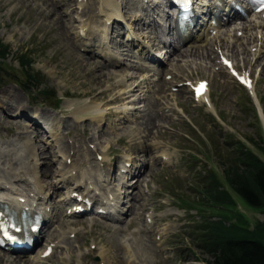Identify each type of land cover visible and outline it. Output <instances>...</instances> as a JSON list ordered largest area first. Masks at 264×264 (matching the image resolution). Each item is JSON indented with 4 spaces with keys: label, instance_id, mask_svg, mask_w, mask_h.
<instances>
[{
    "label": "rangeland",
    "instance_id": "1",
    "mask_svg": "<svg viewBox=\"0 0 264 264\" xmlns=\"http://www.w3.org/2000/svg\"><path fill=\"white\" fill-rule=\"evenodd\" d=\"M81 1L82 0H0V43L10 45L14 53H20L21 51L30 53L35 61V72L44 78V83L47 84L49 90H53L58 98L62 99L61 105L55 109L57 113L51 114V111H53L51 107L53 103H51V101L45 102L44 104L46 105L39 100L37 101L38 103H36V100L34 101L32 96L26 94L21 88L13 83H5L0 88V100L8 104L9 101H5L3 97L5 93H11L19 97V102L17 105L14 104L11 109H7L0 104V124L2 125L0 127V139L10 140L17 137L18 141L16 143L19 144L17 146L19 151L16 154L19 153V155H22L24 158L26 157L27 160H29L27 164H29L33 158V154L30 155L28 148L36 149V147H38L37 150L40 152V157L36 159V162L39 166L37 167L36 163L33 162V168L35 163L39 172L37 176L40 182H42L41 184L47 187L48 190L50 189L49 191L51 193L54 190L53 184L59 182H57L58 179L55 178L54 175L52 177L51 175L44 174V171L47 170L50 164V169L53 171V174H66L63 172V169L68 165L66 163V157H62V155H67L68 152H70L72 156V154L80 150L81 146L82 149L86 148L85 152L81 150L80 153L84 156L83 161L85 162L90 161L91 164L96 162L94 161L95 155L92 153V149H90V147L96 146L97 149H95L98 150V154L114 159L112 165L119 164L125 158H130L133 159L136 167H138L136 169L141 171L140 167L142 163H150L152 177L145 176L144 178L147 182L145 181L142 184L139 182L135 185L136 190L132 189L133 192L129 196L131 200L130 204H136V208H133L134 213L131 217H125L128 218L126 221L116 223L115 221L101 218L95 220L84 218L76 219V223H70L69 220L65 219L61 227V234L58 233L57 238H61L63 235L68 238L70 232L79 231L76 237L77 239L73 242H66L67 249L59 251L58 254H56L53 259L48 260L47 263L203 264L198 263L196 258H210L204 256L187 236V233H190L188 227L192 225V221L198 219V214L196 211H184V209H181L182 202H180V199L188 198L195 202L198 196L194 194L196 187V172H204L203 170L207 168L213 160L219 161L218 156L212 157L211 161L208 157L209 152L205 146L208 144L207 141L210 137L220 142L223 141L224 138L227 139L231 134L234 136L235 140L246 141L248 138L259 140L261 133L264 137V130L262 131V129H264V119L260 122L256 117L254 108L247 101L246 91L240 88L225 74V72L221 74L220 71H217V67H215L214 63H209V59L211 61H216L218 50L213 43L192 42V44H187L185 48L177 50L175 52L176 55H180L181 53L182 55L180 57L176 55L172 56L167 66L171 67L176 74V78L178 76L185 78L192 76L196 79H207L211 82V98L217 117L213 115L208 108L195 104L191 100V93H189L186 88H183L184 91L181 90L177 96L180 107H182L183 110L176 108L174 114H170L166 111L170 116V118L167 119L161 115L162 113L158 111L157 107H154L153 111L159 118L157 117L153 119V121L151 120V125L146 128L145 125L142 124L143 113L141 112L145 107L157 103L160 96H157L156 93L160 94L161 90H159L158 87L162 85V83H159L160 79H153V71L144 68L150 66L134 58L131 55L133 54L131 51H129L130 54H128L127 51H121L128 50V47L126 48V46H124L123 36L117 33L112 37V52H116L115 56L121 59L120 65L113 66L112 69L109 68V66L105 67V69L99 67L95 73L94 71L98 63L96 65V63L89 59L88 55H84V52L77 51L78 48L72 43V40L75 39L80 21L76 18V16H78L75 14L76 11L74 13L75 15H68L67 5H73L75 10V6L77 5L78 7V3H81ZM93 2V5H96L97 8L100 0H95ZM114 2H117L118 11L125 14V18L130 22L136 19L135 15L142 7L141 2L138 3L136 0H114ZM51 8L55 9L57 14L55 15L56 18H60L63 22L70 23L74 26V29H70V32H68L70 35L69 37H71L69 41L65 35L63 36L62 30L55 29L51 26V19L48 16ZM93 8L95 7L93 6ZM102 24L101 22V25ZM238 26L239 24L227 26L226 30H232L231 36H226L223 33L222 38L225 40V43L230 42L238 44L239 48L242 50L237 54L238 61H243V58L249 60L252 53H250L252 50L250 46L251 43L250 45L247 44L246 35L243 36V38L235 36V31L239 28ZM135 28L138 29L139 33H143L145 30H141L137 26H135ZM226 30H222V32ZM245 32L246 30L242 31V33ZM144 35L148 36L149 33L145 32ZM170 40L173 41L171 37ZM118 44H121L122 48H119ZM173 45L175 46L174 41ZM204 45H209L211 48L204 53V55H207L206 58L208 60L204 59L202 56L193 54L194 51L204 47ZM116 48L120 50V54L118 53L119 50ZM244 49L247 50V54H242ZM75 52L80 54L83 58H86L88 62L86 63L85 61V63H83L80 61ZM224 52L231 55V50H224ZM124 53L128 54V56L123 55ZM97 61L101 62L99 59H97ZM258 62L264 66V61L260 59ZM259 63L254 67L253 73L256 80V93L261 100V108L264 113V72L262 71V66H259ZM87 64H89V68L86 67ZM129 64L136 66L135 68L133 67L134 69H131V67L128 69L127 66ZM139 64L143 66L142 70L136 69V67L141 66ZM5 67L7 69L9 68L8 70L10 73H19L20 71L18 64L15 62V57L13 56L6 60ZM79 68H81V70ZM140 70L143 71V74L148 73L147 76L142 78V72ZM109 71L118 72L112 80H109L110 82L107 81L106 83V81H102L101 83V80L98 79L99 73H108ZM124 73H129L133 76V80H128V83L139 81L138 83H142V87L145 86L143 88V93H137L135 91L128 96L125 101L122 99L125 97L120 98L119 101H114L120 96L114 84ZM19 74L20 78H23L24 75L22 73ZM151 77L152 80L145 82V80ZM161 80L163 81V78H161ZM152 81L154 82L150 85ZM97 83L100 84L98 85ZM144 83L145 85H143ZM43 86L44 84H42L39 89ZM167 88L168 85L166 87L164 86V92L163 90L162 92L166 93ZM140 94L144 96L142 100H139ZM137 101H140V105H138ZM86 104H95L99 106L101 117L99 119H91L94 113L89 110L79 113V119H76L73 115L74 111ZM125 104H127L128 107L126 113L117 111V108L120 107L119 109H122ZM1 109L7 113L2 112ZM21 109L27 111L36 109L41 112L43 116L50 118L52 124L60 129L58 141L52 143L53 145H51L50 148H46V140L43 139L41 141L39 138V140L37 139L38 143H36L35 139L37 135L36 133L33 134L30 132L32 130H30L29 124L20 123V125L14 126V124H19V122L14 121L12 123V119H9L7 114H14L15 111ZM143 112L145 115L150 114V110H148V112L147 110ZM158 113L162 117L159 116ZM160 119H166L162 122L165 126L162 125ZM4 120L5 123L3 122ZM159 123H161L160 128H157V124ZM25 125L28 126V129ZM144 130H148V133L150 132V135H154L156 138L151 139L149 137H144L147 135ZM66 131L71 134H65ZM21 132V137L23 139L20 135H15ZM27 134H29V137ZM53 139L51 142H53ZM151 142L157 143L159 146L153 148L152 153L149 154L146 153V148H149ZM3 144L5 146L7 144L8 146L9 142L0 143V146ZM262 145L264 146L263 143ZM248 146L264 160V153H261L249 143ZM39 147L42 149H39ZM73 148L76 149V151L73 150ZM0 150L2 151V148H0ZM58 150H65L66 152L62 151L63 154H61L57 152ZM163 153L169 156L168 163L162 161L161 156ZM13 157L14 155H12V158ZM5 160L12 159H1L0 163L2 164ZM106 161H109V159H106ZM83 169L85 170L86 168L84 167ZM99 170V174L102 178L105 179V177H107L111 179L109 182L113 179H120V173L117 171L113 174L112 168V171H110L107 170L105 166L103 167V165H100ZM0 172V175H3L2 171ZM92 174L94 175L95 172ZM144 178H142V180ZM68 182L69 181H66L64 185ZM119 183L120 180L119 182H115L114 185H119ZM127 183L135 184L131 181ZM69 186L70 184H68L66 188ZM62 191L63 190L59 193L60 196H62ZM142 192L145 193L144 196L140 195ZM137 202H139V204H137ZM241 209L248 215L251 221H264L263 215L259 212H255L243 206ZM146 213H151L154 217V226L148 230L143 227L145 223L143 215ZM58 215L60 222L63 221V217L60 216V214ZM140 215L143 216V218H139ZM126 243L129 244V250L125 248ZM2 256L3 253H0V257ZM97 260L99 262H97Z\"/></svg>",
    "mask_w": 264,
    "mask_h": 264
},
{
    "label": "bare ground",
    "instance_id": "2",
    "mask_svg": "<svg viewBox=\"0 0 264 264\" xmlns=\"http://www.w3.org/2000/svg\"><path fill=\"white\" fill-rule=\"evenodd\" d=\"M93 1H95V0H83L82 3L78 5V8H77V5L75 6L76 7L75 10L73 8V5L68 4L67 7H68V15H72V16L75 15V14L78 15L79 14L78 11L81 12L80 16L78 17V21L80 20V25L81 26L79 27V29L77 31L76 40L75 39L72 40V43H73V45H75L76 48H78L77 51H79V52H81V49L84 48L85 49L84 55H88L89 56V59H91L94 63H96V65L98 63L97 67L96 68L94 67L95 68V71L94 72L96 73V70L99 67L102 68V69L103 68L105 69V67H108L109 66V68L112 69L113 66L120 65V62H121L120 60L121 59L118 60L117 57L115 56L116 52H112L113 44H112V39H110L109 28L107 27V25H108L109 22L114 21L116 19H123L124 16H125V14H123L120 11H118L117 2H114V0H100V3L98 4V7L97 8H96V5H93V3H94ZM93 6L95 8H93ZM75 11H76V13H75ZM44 12H45V10H44ZM55 15H57L55 9L54 8H51V10H50V12L48 14V16L51 19L50 20L51 26L54 27L55 29L57 28V29L62 30L63 31V36L65 35L67 37L68 41H69V39L71 37H69L70 35L68 34V32H70V29H74V26L71 25L70 23L63 22L62 19H60V18H56ZM256 19L258 21H256V22L251 21L252 23H249V24L245 23V24L242 25V29H238V31L246 30V32H245L246 34L245 35H246V38H247V44L248 45L250 43L251 44H254V45L255 44H258L260 42L259 41V38H258L259 35L264 36V25L262 24V22L259 21L258 18H256ZM101 22L103 23L102 25H101ZM207 30H209V29H207ZM219 30H217L218 31L217 35L212 38L213 40L212 39L211 40L218 47V50L219 49H221V50H231V57L236 58L238 52H240V50H241L239 48L238 44L237 43H230L229 41H228L229 43H225V40L222 38L221 35H219ZM213 31H216V30H213ZM213 31H211L210 33L207 34L206 41L210 38V36H211V34H212ZM238 31H236V34L238 33ZM118 33H119V31L117 32V34ZM228 33H229V31L227 32V35L230 37L231 35H229ZM142 36L143 35H141V37ZM97 37L100 38V42H99V45L96 47V49L98 50V52L100 54L101 53L105 54V58H107V56H109V58L107 59V62H105V63L97 61L96 57L93 55L94 54L93 53L94 50L92 49V47H93L92 41L94 40V38H97ZM262 42L264 43V41H262ZM111 44H112V46H111ZM118 47L119 48H122V45L121 44H118ZM255 47L257 48L256 45H255ZM123 48H124V46H123ZM116 49H118V48H116ZM121 51H127V50H121ZM207 51H208V47L204 46V47H201L198 50L194 51L193 54L196 55V56H202V57H204V59H207L206 58L207 55H204V53L207 52ZM118 53L120 54V50H119ZM242 54H247V50L244 49L243 52H242ZM76 55H77V58L80 59V61H82L83 63H85V61H86V63L88 62V60H86V58H83L82 56H80V54L76 53ZM167 62L168 61H166V64H167ZM209 63H213V61H211L209 59ZM139 65H141V64H139ZM135 66L129 64L127 67L129 69L130 67L131 68L132 67L135 68ZM86 67L89 68V64H87ZM88 68H86V69H88ZM144 68H146V67H144ZM263 68H264V66H263ZM79 69L81 70V68H79ZM136 69H141L142 70L143 69L142 68V65L139 66V67H136ZM262 70L264 72V69H262ZM127 71H129V70H127ZM140 71H138V72H140ZM117 72L115 73L113 71L112 72L109 71L108 73H99L100 75H99V78L98 79L101 80V83H102V81H104V82L106 81V83H107V81L112 80L117 75ZM141 72L143 74V71H141ZM169 74L170 73H168L167 75H169ZM119 75H122V74H119ZM79 76H80V74H79ZM144 76L145 75H141L142 78H144ZM132 78H133V76L130 75L129 73H126V74L124 73V75H122L120 77V79L118 81H116V83L114 84V87H116V89L118 90V94H120V96L117 99H115L114 101H119L120 98H122V97H125V98H122L125 101V99L128 98V96H130L135 91L137 93L138 92L143 93V88L145 86L142 87V83H138L139 81H132L131 83L129 82L130 83L129 84L127 82L128 80L129 81L130 80H133ZM148 80H152V77L150 79L145 80V82L148 81ZM153 82L154 81H152L150 83V85H152ZM159 83H161L160 80H159ZM85 84H86V82H85ZM82 85H83V83H82ZM143 85H145V83ZM155 86H156V84H155ZM147 87H149V86H147ZM163 87L164 86H162V85L160 87H158L159 90H161V92H162ZM152 89H154V88H152ZM161 92H160V94L163 93V92L162 93ZM85 93H86V91H85ZM101 94H104V93H101ZM153 95H154V93H153ZM156 95H159V93L158 94L156 93ZM142 97H144V96H141V94H140L139 100H142L143 99ZM3 99L5 101H9L8 104H6V102L0 100V104H2L3 106H5L7 109H11V107H13L14 104L17 105L18 102H19V97L17 95H15V94L12 95L11 93H8V94L5 93V96L3 97ZM114 101H112V102H114ZM110 102H111V100H110ZM138 105H140V101H138ZM154 107H158L160 109L161 106L159 107L158 106V103L157 104L155 103L154 105H150L149 107L148 106L145 107V109L143 111H146L147 110V112H148V110H150V114L149 115L148 114L145 115L144 112L141 110L142 111L141 113H143L142 124L145 125L146 128L151 125V120L153 121V119H155V118L158 117L154 113V111H153V108ZM119 108H117V111H120V113H124V112L126 113V111H128L127 104H125L122 109H119ZM167 108L168 107H165L164 110H166ZM77 109L78 110H75L74 113H73V115H74V117L76 119H79V117H78L79 113H83V112H86V111H89V110L94 113V116L91 119H99L101 117L100 116V114H101L100 107L97 106V105H95V104H90V105L89 104H86L85 106L80 107V108H77ZM1 110H2V112L7 113L3 109H1ZM80 110H82V111H80ZM137 110H138V108H137ZM22 112H26V111H22ZM22 112L20 111L18 113L19 116H17V117H18V119L25 121V122H23L24 124H29L31 126L32 123H34V125H36V124L39 123V121L43 120V115L41 113L37 114V116L36 115H33L32 116V117H38L37 120H33L30 117H29V119H31V120H29L28 119L29 114L26 116V114H23ZM55 113H57V112L56 111H51V114H55ZM8 115L9 114H7V117H8ZM12 115H14V114H12ZM39 117L41 118V120L39 119ZM22 118H24V119H22ZM44 120H45V125L50 126V127L44 128L47 131L46 133L50 135L47 138V140L50 139V138L51 139L54 138L53 139V142H54V140L56 138H59L60 137V131H59L60 129H59V127L58 128H54L53 127L54 125L52 124L50 118H47V119H44ZM3 122L5 123V120ZM15 125L17 126V125H20V124H14V126ZM1 126L2 125L0 124V127ZM25 127L28 129V126L27 125H25ZM30 132L34 134L36 131L33 128V130L30 131ZM145 132H146L147 136L151 137L150 132L148 133V130H146ZM38 133L36 134L37 135L36 136V139H35L36 143H38L37 142V139L39 140V138L41 139V141L43 140L42 136L39 135ZM18 135H20V137H21L22 136V132L21 133H18ZM28 135L29 134H27V136ZM28 137H27V139H28ZM47 140H46V143H45L46 145L45 146H46V148H50V146L53 145V144L51 142L48 143ZM18 145L19 144H17V143L14 146L13 145H8L9 146L8 147V150L6 149L3 152L1 151V153H3L4 155H1L0 154V160L1 159L4 160V159H7V158L13 160V161L12 160H5V161H3L2 164L0 163V165H2L0 167H3V172L2 173L4 175V176H2V174L0 175V194L3 193V194H5V196H11L10 198H7V200L11 201V203L8 204L9 205V209L11 211H14V212H18L19 211V204L17 203L16 199H19V198L27 199L31 195H34V199L36 198L35 197L36 195H41V196L45 197V199H46L47 196L50 193V191L47 190L46 187H44L43 185H41V183L39 181V178L37 176L38 173H39L38 170H37V168L34 167V170H32V171H31V169H28V168H31L30 166L32 165V162H35L36 159L38 157H40L39 156L40 155V152L37 150L38 147H36V149H32V148H28L27 147L29 149L28 151H29L30 155L33 154L32 161L27 165L24 162L25 160H24V157L23 156L15 157L17 155L16 153L19 151V148L17 147ZM4 147L6 148L7 147V144ZM150 147L151 146H149L148 149L146 148V153H149V154L152 153ZM95 148H96V146H95ZM39 149H42V148L39 147ZM73 150L76 151V149H74V148H73ZM81 150H83L82 152H85L86 148L85 149L84 148L82 149V146H81L80 150L79 151H76V153H74L72 156L70 155V152H68L67 155H64L62 151H65V150H62V151L58 150V151H60L59 153L63 154L62 157H66L65 159H66V162L67 163H68V160H71V166H69V167L66 166L65 169L63 170V172H65L66 174L59 173V174L56 175V174H53V171H51L50 164H49V166L47 167V170L44 171V174L51 175L52 177L54 175V177L58 179L57 182H59L56 185H58V184L59 185H64V183L66 181H69V182L73 181V184L75 185V189H76L77 188V186H76L77 182H75V180H74L75 177H74V175H72V173L74 171L77 170L78 171V174L81 177H83V180L86 181L87 183H89V180H92V179L88 178V180H86L85 176H87L88 173L91 176L92 175V172H95V176H94L93 179L95 181V184H96L95 186L97 188L94 189V190L95 191H100V190H103L104 189L106 195L108 194L107 195L108 197H110V195H111L112 197H115L117 199L116 202H113L112 200H110V204L113 205V206H112V213L110 215H108V218H111L113 220H120V218L117 217L116 212L119 213L120 211L124 210L121 207L126 204V203H124L125 197L122 198V194L121 193H119L118 195H113V194H111V192H109L111 185L110 184L108 186L105 185L103 182H106V181L99 174V171L100 170H99V167L98 166H99L100 163L97 160H95L96 162H93L92 161L94 164H91L90 161H87V162L83 161L84 156H82L80 154L81 153ZM5 152H8V153H5ZM92 152H94V151H92ZM12 155H14L13 158H12ZM163 156H166V155H163ZM96 157H95V159H96ZM39 160H40V158H39ZM130 162H131L130 160L125 161V163H130ZM36 166L38 167L39 164L36 163ZM150 166L151 165H148L147 166V168H148L147 169V173L150 172ZM84 167L86 168L85 170H83ZM27 176H30V177L33 176V178L35 179L33 185H31V184L28 185L27 183L25 184V182L28 181L27 180L28 179ZM16 182L19 183V184H16ZM68 183H66L65 185H67ZM89 185H93L91 183V181H90ZM132 187H134V185ZM132 187H130V188H132ZM45 190L48 192V193H46L47 195L45 194ZM92 192H93V190H92ZM137 204H139V202H137ZM132 207L133 206L131 205V207L129 208L128 213H127L128 215H131L132 214V212H131ZM17 258H18V263L19 264H21V263H23V264H29V262H30V259H28V258H20V257H17ZM10 259H11V257H8L7 259H4V258L0 257V264H18L16 262V260L10 261ZM34 262H35V264H43V261L40 262L39 259H38L37 262L35 261V259L32 260V263H34ZM32 263H30V264H32Z\"/></svg>",
    "mask_w": 264,
    "mask_h": 264
},
{
    "label": "trees",
    "instance_id": "3",
    "mask_svg": "<svg viewBox=\"0 0 264 264\" xmlns=\"http://www.w3.org/2000/svg\"><path fill=\"white\" fill-rule=\"evenodd\" d=\"M12 54L9 45L0 43V86L5 79L11 81L14 77L31 94V86L40 82L33 70L34 59L26 51L14 53L24 75L21 84L17 78L19 73L12 76L4 64ZM38 96L56 106L59 103L47 87ZM248 140L264 153L262 136L259 141ZM211 145V152L215 150L220 160L217 171L211 168L204 175L196 176L194 193L198 196L194 205L181 200L183 206L198 212L199 220L189 227L192 233L189 237L210 258L196 260L203 264H264V221H251L238 209L240 202L264 217V161L240 141L232 140L228 147L214 141Z\"/></svg>",
    "mask_w": 264,
    "mask_h": 264
}]
</instances>
